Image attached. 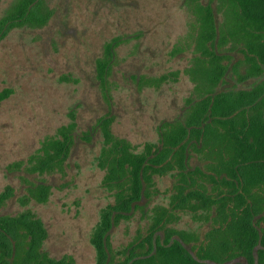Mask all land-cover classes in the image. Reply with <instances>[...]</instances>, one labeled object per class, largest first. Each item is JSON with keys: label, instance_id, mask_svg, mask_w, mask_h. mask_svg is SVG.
<instances>
[{"label": "trees", "instance_id": "16d2710c", "mask_svg": "<svg viewBox=\"0 0 264 264\" xmlns=\"http://www.w3.org/2000/svg\"><path fill=\"white\" fill-rule=\"evenodd\" d=\"M194 16V56L190 66L160 77L145 78V86L160 87L184 73L194 83V96L184 117L159 125L157 142L139 150L114 134L115 118L102 117L96 124L103 141L97 156L105 172L103 186L113 200L101 211L93 235L96 264H224L239 259L264 264V79L250 89L218 90L229 67L221 49L230 42L243 46L250 74L264 75V0H185ZM218 13L224 18L218 22ZM53 10L45 0H16L0 18V40L18 27H42ZM115 38L97 60L98 79L109 85ZM13 90L0 91V102ZM56 134L47 136L26 161L8 166L31 175L64 172L77 143V112ZM93 131L84 132L91 141ZM199 158V164L190 165ZM172 175L169 203L146 213V227L126 246L114 250L112 231L129 220L144 202L159 193L156 178ZM27 189L23 206L46 203L51 185L24 177ZM15 196L7 186L0 192V209ZM182 214L211 223L204 236L177 229ZM181 240H173V236ZM165 236V239L163 238ZM47 228L34 212L0 214V264H76L70 254L56 258L44 250ZM195 241L189 250L185 245ZM234 264H243L236 262Z\"/></svg>", "mask_w": 264, "mask_h": 264}, {"label": "rangeland", "instance_id": "374dc122", "mask_svg": "<svg viewBox=\"0 0 264 264\" xmlns=\"http://www.w3.org/2000/svg\"><path fill=\"white\" fill-rule=\"evenodd\" d=\"M15 1L0 0V18ZM45 1L53 10L48 24L14 28L0 40V91L13 90L0 102V192L7 186L15 189L0 214L31 210L47 228L44 250L51 257L70 254L76 264H96L92 235L102 209L113 200L103 186L105 172L97 164L103 137L96 124L102 117L113 116L114 134L141 150L146 142L158 141L162 122L184 117L194 96L189 76L182 73L158 88L145 86L142 80L190 66L194 16L185 0ZM223 18L218 13L219 23ZM115 38L122 40L104 88L97 60ZM242 48L230 42L221 49L229 72L218 90L250 89L264 79V75L250 74ZM72 109L77 112V143L64 172L31 175L8 169L10 164L26 161L45 137L68 124ZM88 130L93 131L91 141L83 139ZM198 164L194 155L190 165ZM24 177L51 185L46 203L32 201L23 206ZM156 180L160 192L112 231L114 250L128 245L146 227V213L157 205H168L174 178L167 175ZM174 226L204 236L211 223L181 213Z\"/></svg>", "mask_w": 264, "mask_h": 264}, {"label": "flooded vegetation", "instance_id": "af4514ba", "mask_svg": "<svg viewBox=\"0 0 264 264\" xmlns=\"http://www.w3.org/2000/svg\"><path fill=\"white\" fill-rule=\"evenodd\" d=\"M188 231H190V230H188ZM192 232H193V231H192ZM163 238L165 239V236H163ZM174 240H181V238H180L179 236L175 235V236H173V240H172V242H173ZM182 242H183V241H182ZM183 243H184V242H183ZM184 245H185L189 250H192L191 248L193 247V245H195V241L189 243L188 245L184 243Z\"/></svg>", "mask_w": 264, "mask_h": 264}, {"label": "water", "instance_id": "95a60500", "mask_svg": "<svg viewBox=\"0 0 264 264\" xmlns=\"http://www.w3.org/2000/svg\"><path fill=\"white\" fill-rule=\"evenodd\" d=\"M236 262H241V263H243V264H248V262H247L246 260H243V259H239V260H236V261H234V262L224 263V264H234V263H236ZM210 263H212V264H218V263H213V262H210Z\"/></svg>", "mask_w": 264, "mask_h": 264}]
</instances>
